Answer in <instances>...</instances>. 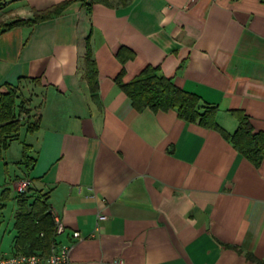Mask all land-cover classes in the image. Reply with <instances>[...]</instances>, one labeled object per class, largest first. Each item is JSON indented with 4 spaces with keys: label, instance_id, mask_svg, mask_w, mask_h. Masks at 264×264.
<instances>
[{
    "label": "crops",
    "instance_id": "obj_1",
    "mask_svg": "<svg viewBox=\"0 0 264 264\" xmlns=\"http://www.w3.org/2000/svg\"><path fill=\"white\" fill-rule=\"evenodd\" d=\"M64 1L72 3L60 16L0 34V93L16 88L24 123L0 155V199L15 166L14 212V184L28 179V195L44 196L64 226L56 241L73 246L69 264L264 261V161L255 167L220 133L175 111L136 112L115 84L121 72L128 83L156 68L215 107L227 134L236 110L264 133V0H133L90 10L81 0H0V24ZM87 38L97 101L84 78ZM122 48L133 55L124 64ZM23 145L35 158L29 172Z\"/></svg>",
    "mask_w": 264,
    "mask_h": 264
},
{
    "label": "trees",
    "instance_id": "obj_2",
    "mask_svg": "<svg viewBox=\"0 0 264 264\" xmlns=\"http://www.w3.org/2000/svg\"><path fill=\"white\" fill-rule=\"evenodd\" d=\"M81 1L84 7L90 10L96 4L111 8L126 7L133 0ZM71 3V1H64L46 10L34 11L32 18L1 23L0 34L15 27H31L52 20L60 16ZM116 56L122 64L133 57L132 53L125 48L120 49ZM83 69L91 98L97 101V70L89 38L86 39ZM121 77L122 72L115 78V84L131 101L136 112L140 113L145 109H149L153 113L175 111L177 117L186 123L197 124L220 133L241 156L255 167L264 161V133H254L249 119L243 112L237 110L231 112L237 121V128L230 135L217 125V109L215 107L203 105L197 95L178 89L170 79L159 75L158 69L147 67L128 83H123ZM18 97L19 94L15 87H8L6 93H0V155L17 138L24 125L15 113ZM37 129L38 119L26 124L27 133H34ZM34 162L35 158L30 155V146L23 145L20 164L29 172ZM8 192V189L2 192V200L8 197ZM15 201L14 230L16 236L12 253L49 254L51 246L56 243V234L55 223L44 196H32L27 192L18 194ZM246 259L253 264H264V261L255 259L251 254H246Z\"/></svg>",
    "mask_w": 264,
    "mask_h": 264
},
{
    "label": "built area",
    "instance_id": "obj_3",
    "mask_svg": "<svg viewBox=\"0 0 264 264\" xmlns=\"http://www.w3.org/2000/svg\"><path fill=\"white\" fill-rule=\"evenodd\" d=\"M193 2L195 0H189ZM17 195L25 194L30 189V181L28 179H19L14 184ZM54 223H55V234L56 238L63 234L64 226L54 214L52 210H49ZM106 219L105 216L99 215L98 220ZM72 239L81 240L82 237L79 232L74 231L71 234ZM73 250L72 245H62L56 243L51 246L50 252L47 255L42 254H23L20 252H14L6 256L0 257V264H69L71 253ZM107 264H123L121 260H115Z\"/></svg>",
    "mask_w": 264,
    "mask_h": 264
},
{
    "label": "rangeland",
    "instance_id": "obj_4",
    "mask_svg": "<svg viewBox=\"0 0 264 264\" xmlns=\"http://www.w3.org/2000/svg\"><path fill=\"white\" fill-rule=\"evenodd\" d=\"M12 157L14 156L12 155ZM7 174L10 177L9 178L10 181H7L6 187H8L10 191L8 193V197L5 200L0 199V257L12 253L11 244L15 236V231L13 227V219L15 213L14 212L15 204L13 201V197L15 192L12 188L11 181L13 180L15 175L17 176L19 175V171L15 166H11V167L8 166Z\"/></svg>",
    "mask_w": 264,
    "mask_h": 264
}]
</instances>
